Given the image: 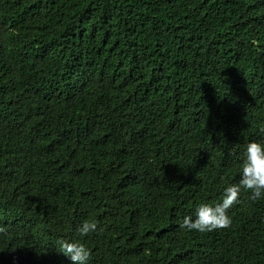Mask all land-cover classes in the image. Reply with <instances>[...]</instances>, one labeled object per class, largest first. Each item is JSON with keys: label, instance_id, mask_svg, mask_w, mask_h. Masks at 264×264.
Here are the masks:
<instances>
[{"label": "trees", "instance_id": "1", "mask_svg": "<svg viewBox=\"0 0 264 264\" xmlns=\"http://www.w3.org/2000/svg\"><path fill=\"white\" fill-rule=\"evenodd\" d=\"M252 141L264 0H0V264H264V197L180 226Z\"/></svg>", "mask_w": 264, "mask_h": 264}, {"label": "clouds", "instance_id": "2", "mask_svg": "<svg viewBox=\"0 0 264 264\" xmlns=\"http://www.w3.org/2000/svg\"><path fill=\"white\" fill-rule=\"evenodd\" d=\"M242 191H250V199L264 197V141H252L246 145L240 177L237 183L230 184L223 189L221 199L217 203H200L195 209V216H185L180 225L182 228L199 232L226 228L231 224L228 210L240 203ZM96 220H84L76 231L81 236L97 232ZM0 231H4L0 228ZM59 251L62 252L71 264H89L91 250L83 243L66 239L59 242Z\"/></svg>", "mask_w": 264, "mask_h": 264}]
</instances>
